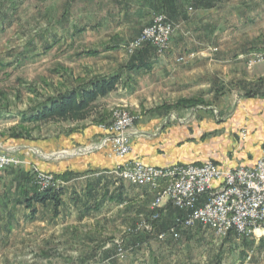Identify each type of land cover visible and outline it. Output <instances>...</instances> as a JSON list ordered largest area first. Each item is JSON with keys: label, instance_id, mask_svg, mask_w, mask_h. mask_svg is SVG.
Masks as SVG:
<instances>
[{"label": "crops", "instance_id": "obj_1", "mask_svg": "<svg viewBox=\"0 0 264 264\" xmlns=\"http://www.w3.org/2000/svg\"><path fill=\"white\" fill-rule=\"evenodd\" d=\"M134 1L136 4L133 6L137 5L138 10L145 7L148 17L163 11L180 20L170 50L163 56L137 59L138 62L133 64L136 67L130 71L132 64L121 62L120 65L119 62L107 60L106 54L114 50L104 49L109 44H91L94 48L90 49L98 50L99 55L78 59H92L94 65L87 66L82 74L74 75L88 79L121 75L123 80L117 91L99 100L103 118L97 117L101 121L95 117L79 123L39 126V133H33L31 144L24 147L16 143L19 140L5 142L7 137L0 143L11 146L6 152L16 150L17 154V150L23 149L21 155L31 163V166L10 167L0 172L1 183L17 182L14 188L15 192L16 189L18 191L15 205L19 208L25 207L20 204L23 201L22 191L26 189L30 192L29 182L34 180L36 171L53 176L74 174L68 181L58 179L63 182L61 188L64 190L59 213L62 208L70 207L78 214L57 223L66 227L63 233L71 231L68 229L71 224L116 225L114 216L120 210L126 212L125 217L137 223L150 217L156 191L150 186H135L120 180L115 174L116 168L127 162L141 161L148 166L169 168L178 164L212 161L224 168H253L264 157V63L249 67L246 62L248 55L264 53V0H238L237 4L221 2L219 5L195 3L196 0ZM155 8L157 11L152 10ZM136 12L133 11L134 14ZM184 16L191 17L184 20ZM123 17L125 23L134 18L130 15ZM233 17L238 25L230 24ZM98 45H102L101 48ZM49 47L51 50L53 45ZM213 47L219 49V52L218 49L212 51L218 52L213 57L199 56L187 64L178 63L180 55L202 52L205 48L211 51ZM201 55H204L203 52ZM59 82L60 86L62 79ZM55 86L57 91L60 87L58 84ZM197 96H220L222 99L215 107L200 105L187 108L176 104L181 99ZM120 105L138 113L139 118L130 130L131 152L123 160L114 157L109 135L100 128V123L96 124L107 121L113 107ZM17 120L18 124L20 119ZM56 126L80 128H60V133L55 135L50 130ZM44 130L47 134L41 137L45 140V146L39 147L34 140L39 141ZM94 142L98 143V147L103 144V148H87ZM84 147L85 150L81 151ZM57 150L63 152L48 155ZM42 152L48 154L45 156ZM1 191L0 202L7 201L3 194L8 191ZM36 208L34 219L23 214L21 221H39L40 209L55 213L53 202L37 205ZM162 211L165 223L169 224L180 213L167 200L162 204ZM7 223L9 225L10 222ZM50 230L54 232V228ZM114 230L113 227L109 228L110 232ZM5 239V235L0 237V256L5 251ZM68 240L70 248L71 238H66L64 243ZM92 242L85 243L91 249L86 250L85 257L102 256V249L110 247L102 248V243L98 244L101 239ZM105 255L110 258L112 253Z\"/></svg>", "mask_w": 264, "mask_h": 264}, {"label": "rangeland", "instance_id": "obj_2", "mask_svg": "<svg viewBox=\"0 0 264 264\" xmlns=\"http://www.w3.org/2000/svg\"><path fill=\"white\" fill-rule=\"evenodd\" d=\"M196 2L219 5L221 2L237 4L238 0H196ZM133 4H136L134 0H0V106L1 96L5 94L10 105L7 111L11 110L6 112L11 115L0 118V143L6 140L2 136H7L9 130L17 126V113L33 105L35 100L28 88L32 87L39 94L46 96L55 94V85L59 86L61 75L65 76V80H69L71 75L78 76L87 66L94 65L92 59L81 58L79 61L77 56L83 49L94 48L93 43L105 42L104 44L117 46V49L110 51L106 57L108 61L119 62L120 65H122L121 62L130 64L134 59L145 56H158L155 50H153L155 54L145 52L131 55L121 46L128 45L136 38L145 27L151 24L157 14L166 15L174 24L175 32L180 20L163 11L148 17L145 7L139 6L141 9L138 10L137 5L134 7ZM152 10L155 11L156 8ZM133 11L137 12L134 14ZM127 15L134 16L129 23L128 21L125 23L123 17ZM189 17L184 16L183 19L188 20ZM235 20L233 17L230 21L232 26L238 25ZM51 44L53 48L46 50ZM98 46L101 48L102 45ZM217 49L213 47L210 51L205 48L202 51L204 55L197 51L187 54H196L193 61L199 56L213 57L219 49L218 52H213L215 54L212 51ZM18 96H21L20 100ZM219 97L197 96L191 99H201L204 102L203 105L215 107L222 99ZM117 109L132 113L137 117L135 124L137 123L138 113H134L124 105L113 107L106 122L112 121ZM96 121L98 120H94ZM56 127L50 130L55 135L60 133V128H65ZM26 128L30 132L31 139L16 142L20 147L30 145L33 133L37 135L40 131L33 125H27ZM79 128L80 126L65 128V130ZM46 134L44 130L39 141L34 140L36 144L38 142L39 147L45 146V140L41 136ZM8 139L5 142L11 143L10 138ZM97 144L94 142L87 148L98 149ZM2 145L0 144L1 151L11 147L5 145L2 147ZM101 147L103 148V144ZM22 150H17V154L16 150L7 153L26 159V156L21 155ZM57 151L49 152V154L42 152V154L46 156L63 152V150ZM77 151L80 150L77 149ZM26 160L31 166L30 161ZM15 183L17 185L15 180L6 184L0 182V193L5 189L8 191L3 194L7 201L0 202V237L7 236V239L3 241L5 251L1 252L0 264H246V257L249 254L252 256L250 264H264V238L245 239L236 234L222 238L212 231L195 228L193 231L183 232L178 241L171 238L160 241L157 235L172 224L165 223L162 218L155 224L154 236H149L145 232H134L135 227L140 223L125 217L126 212L122 210L115 213L116 225L71 224L68 227L71 231L65 233L63 231L66 227L57 223L63 219L78 216L70 207L62 208L57 215L50 210L40 209L39 221L24 220L22 222L23 214L30 215L31 212L29 213L24 206L19 208L15 205L18 198V191L14 190ZM7 222H10L9 225ZM111 227L115 228L113 232L109 231ZM52 228L54 232H51ZM68 233L69 236L66 237ZM66 238H71L70 248L69 240L64 243ZM96 239H101L98 244L102 243V248L110 247L102 249V256L85 257L86 250H91L90 245L85 243H93L92 241ZM120 242L125 244L124 258L117 255L116 244ZM107 252L112 253L110 258L106 257Z\"/></svg>", "mask_w": 264, "mask_h": 264}, {"label": "built area", "instance_id": "obj_3", "mask_svg": "<svg viewBox=\"0 0 264 264\" xmlns=\"http://www.w3.org/2000/svg\"><path fill=\"white\" fill-rule=\"evenodd\" d=\"M174 33V24L168 17L157 14L152 23L123 48L133 55L151 47L158 56H163L170 50ZM195 56V53L180 55L178 62L185 64ZM246 62L249 67L262 64L264 53L250 54ZM136 120L137 117L129 111L117 109L112 121L100 126L109 135L108 141L115 158L123 160L130 154V130ZM28 165L30 164L26 159L0 150V172L10 167ZM115 174L120 180L135 186H150L156 191L152 214L140 222L134 232L154 236L155 224L164 216L162 204L167 200L180 213L171 227L157 235L160 241L168 238L178 241L183 232L193 231L195 228L212 231L222 238L230 234L245 239L264 238V157L253 168H224L215 162L157 168L141 161H130L118 166ZM33 182L40 191L59 189L63 185L55 176L41 171L35 172ZM116 248L117 255L124 258L125 244L117 243ZM246 258V264H250L251 254Z\"/></svg>", "mask_w": 264, "mask_h": 264}, {"label": "trees", "instance_id": "obj_4", "mask_svg": "<svg viewBox=\"0 0 264 264\" xmlns=\"http://www.w3.org/2000/svg\"><path fill=\"white\" fill-rule=\"evenodd\" d=\"M117 46L113 48L111 45H106L104 49L110 51L117 49ZM50 47L47 46L46 50ZM154 48L147 47L138 53L145 52H155ZM153 54V55H154ZM99 55L98 50L89 49L82 50L77 54L78 57H96ZM155 56V55H154ZM144 58V57H142ZM137 59H134L132 66H130V71L136 66ZM62 83L60 88L53 95H43L39 94L36 89L29 87L28 91L32 95L35 101L33 105H30L27 109L21 110L17 113V118H19V123L17 126L9 130L7 136H2L14 139H31L30 132L26 128L28 125L33 126H43L50 123H79L91 120L92 118H101V105L99 103L100 99L106 98L109 94L117 91L120 86H122L123 80L121 75L114 76H94L90 79L83 77H75L71 75L69 80H65V76L61 75ZM72 79V80H71ZM19 81V80H18ZM2 103L0 106V118H4L6 115H11V112L7 111L10 109L9 101L7 96L4 94L1 96ZM21 99V96H18ZM204 102L201 99H189L180 100L177 103L178 107L193 108L198 105H203ZM101 121V119H99ZM100 125H108L110 122H100ZM73 173H66L63 175H55L57 179L63 181H68L73 177ZM32 180L29 182L30 192L24 189L22 191L23 201L20 204L25 205V207L30 210L31 218L34 219L37 215V205H46L48 202H53L55 207V215L59 213V208L63 202L64 190L59 189H48L45 191H40L38 187Z\"/></svg>", "mask_w": 264, "mask_h": 264}]
</instances>
